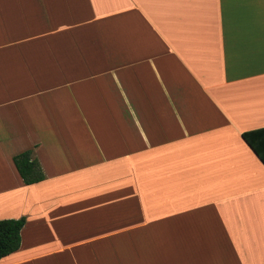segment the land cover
Instances as JSON below:
<instances>
[{
    "label": "crops",
    "instance_id": "obj_1",
    "mask_svg": "<svg viewBox=\"0 0 264 264\" xmlns=\"http://www.w3.org/2000/svg\"><path fill=\"white\" fill-rule=\"evenodd\" d=\"M256 128L264 0H0V264H264Z\"/></svg>",
    "mask_w": 264,
    "mask_h": 264
},
{
    "label": "trees",
    "instance_id": "obj_2",
    "mask_svg": "<svg viewBox=\"0 0 264 264\" xmlns=\"http://www.w3.org/2000/svg\"><path fill=\"white\" fill-rule=\"evenodd\" d=\"M242 139L264 164V128L241 132ZM12 163L24 184H31L44 178V173L32 149H25L11 157ZM24 217L0 218V258L15 251L20 243V229Z\"/></svg>",
    "mask_w": 264,
    "mask_h": 264
}]
</instances>
